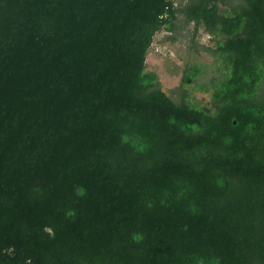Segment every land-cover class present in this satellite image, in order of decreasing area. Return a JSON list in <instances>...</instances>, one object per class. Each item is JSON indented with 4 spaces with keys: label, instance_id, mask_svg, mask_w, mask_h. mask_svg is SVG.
<instances>
[{
    "label": "trees",
    "instance_id": "obj_1",
    "mask_svg": "<svg viewBox=\"0 0 264 264\" xmlns=\"http://www.w3.org/2000/svg\"><path fill=\"white\" fill-rule=\"evenodd\" d=\"M0 264H264V0H0Z\"/></svg>",
    "mask_w": 264,
    "mask_h": 264
},
{
    "label": "rangeland",
    "instance_id": "obj_2",
    "mask_svg": "<svg viewBox=\"0 0 264 264\" xmlns=\"http://www.w3.org/2000/svg\"><path fill=\"white\" fill-rule=\"evenodd\" d=\"M181 19V16H178L177 31L174 34L159 31L154 35L145 56L146 69L155 72L159 85L168 95L178 87L185 64L209 65L212 62L211 57L200 49L211 47L210 38L202 29H197L194 38L196 48L192 49L190 39L194 34L193 26L192 24L184 26ZM171 37L173 41L169 40ZM207 78L208 76L200 75L191 85L184 86L192 99L202 105L209 102V95L200 90V86L206 82Z\"/></svg>",
    "mask_w": 264,
    "mask_h": 264
}]
</instances>
